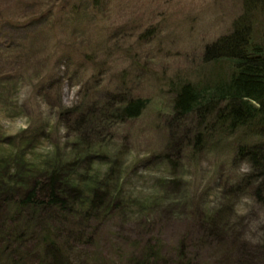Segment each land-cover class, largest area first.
I'll return each mask as SVG.
<instances>
[{"label": "rangeland", "instance_id": "374dc122", "mask_svg": "<svg viewBox=\"0 0 264 264\" xmlns=\"http://www.w3.org/2000/svg\"><path fill=\"white\" fill-rule=\"evenodd\" d=\"M68 1L81 11L74 24L62 21ZM100 3L91 18L83 15V11L92 13L88 0H0V46H7L9 51L0 62V77L17 82L9 106L4 109L0 101V158L7 157L9 146L16 148L29 136L35 141L31 147H37L35 156L57 148L65 161L75 157V138L92 143L104 140L98 162L103 171L108 163L114 165V180L122 175L124 192L120 194L129 197L125 199L128 203L152 195L169 203L163 206L166 211L157 215L156 226L147 236L135 237L139 230L133 225L138 226L135 220L141 222L142 217L132 205L129 209L136 216L133 218L127 214L117 219L111 210L95 222L76 223L82 242L71 243L76 247L71 261L127 264L130 246L135 242L160 239L167 247L164 254L173 262V253L167 251L184 238L201 239L203 211L208 208L214 212L225 204L218 193L225 180H236L248 170L243 163L231 165L237 144L246 140L243 132L225 134L210 123L202 132L205 148L195 156L188 148H192L191 134L197 127L185 124V133L170 115L172 93L180 83L201 86L230 73L228 62H208L204 57L211 44L230 34L231 24L241 16V4L239 0ZM48 12L56 27L33 41L30 30L1 27L5 22H28L30 17ZM117 92L148 100L149 106L136 121L105 133L98 127V138L87 113L106 101L108 93ZM108 134L113 136L111 140ZM160 154L175 164L167 174L156 159ZM163 176L173 182L160 190ZM114 180L109 182L113 189ZM236 210V219L231 217L236 222L224 237L239 244L232 252L237 262L234 264H264L261 253H257L264 236V209L245 195ZM94 229L98 237L89 235ZM87 238L95 241L87 244ZM240 252L243 257L236 259ZM78 253L82 258L75 260ZM210 254V249L200 251L199 263L211 261Z\"/></svg>", "mask_w": 264, "mask_h": 264}, {"label": "trees", "instance_id": "16d2710c", "mask_svg": "<svg viewBox=\"0 0 264 264\" xmlns=\"http://www.w3.org/2000/svg\"><path fill=\"white\" fill-rule=\"evenodd\" d=\"M88 1L92 13L83 11V15L92 18L101 0ZM239 3L241 16L231 24L230 34L211 44L204 57L208 62H228L230 73L211 84L180 83L172 93L170 115L185 133V124L193 123L197 127L191 134L192 148H188L195 156L205 148L202 132L210 123L225 134L243 132L247 135L246 140L237 144L231 165L243 163L248 170L236 180H225L226 185L221 186L218 192L225 204L214 212L208 208L203 211L199 231L201 239L189 241L184 238L172 251H167L173 253L175 261L172 262L164 254L167 247L163 242L155 239L152 242H135L130 246L132 249L127 264L237 263L232 258V252L239 248V244L224 238L236 222L231 221V217L236 219V209L245 195L264 209V0H239ZM85 4L88 8V3ZM77 6L68 1L64 7L67 14L62 16L63 22L74 24L77 21L75 17L81 13L75 8ZM51 17V12L45 16L37 14L28 22H5L1 27L30 30L29 37L33 41L56 27L55 20L52 23L49 19ZM260 18L262 21L258 20ZM8 53L7 46H0V62H4ZM16 83L8 76L0 77V101L4 109L12 102ZM106 97L97 109H90L87 113L89 122L98 130L95 134L98 138L101 131L105 133L112 127L136 121L149 106L148 100L128 98L119 92L108 93ZM107 137L111 140L113 136ZM23 140L16 148L9 146L11 151L7 157L0 158V264H74L71 259L76 247H72L71 243L82 242L77 237L79 224L75 226L76 223L95 222L104 212L111 210L118 215L117 219L120 215L126 218L127 214L133 218L136 216L129 209L132 205L138 208L139 218L142 217L141 222L135 220L138 226L133 225L139 230L135 237L147 236L156 226L157 215L166 211L163 206L168 201H158L154 195L141 200L130 199V203L126 201L129 197L121 195L124 192L122 175L114 180V165L108 163L103 171L98 162L103 138L101 143L85 139L79 142L75 138L73 161H65L57 148L51 153L35 156L37 147H31L34 138L29 136ZM14 149L16 152L12 153ZM156 159L166 174L169 168L175 166L166 155L160 154ZM166 177L160 180V190L165 189L168 183L172 185L173 181ZM111 179L117 181L114 189L109 185ZM178 183L184 182L179 180ZM69 225H73L72 228H68ZM98 234L95 229L89 233L93 237H98ZM93 241L95 239L87 238L86 243ZM260 242L257 253H261L259 256L263 260L264 236ZM213 243L216 244L214 247ZM208 246L211 261L199 263L198 260H202L200 251L208 250ZM243 255L240 252L236 259ZM78 256L82 258L78 253L75 260Z\"/></svg>", "mask_w": 264, "mask_h": 264}]
</instances>
